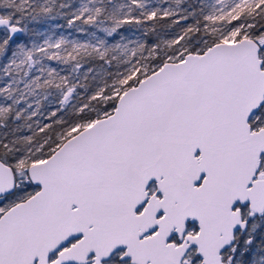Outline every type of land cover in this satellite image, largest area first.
<instances>
[{"label":"snow or ice","instance_id":"snow-or-ice-1","mask_svg":"<svg viewBox=\"0 0 264 264\" xmlns=\"http://www.w3.org/2000/svg\"><path fill=\"white\" fill-rule=\"evenodd\" d=\"M0 264H264V0H0Z\"/></svg>","mask_w":264,"mask_h":264},{"label":"trees","instance_id":"trees-1","mask_svg":"<svg viewBox=\"0 0 264 264\" xmlns=\"http://www.w3.org/2000/svg\"><path fill=\"white\" fill-rule=\"evenodd\" d=\"M74 2H78V0H74ZM189 2H191V0H189ZM63 22V21H61ZM123 34L128 36L129 38H135L137 36H139L138 32H134L133 30L129 29L128 27H125V29L122 30Z\"/></svg>","mask_w":264,"mask_h":264}]
</instances>
